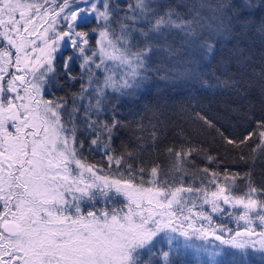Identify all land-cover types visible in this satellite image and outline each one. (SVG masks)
Listing matches in <instances>:
<instances>
[{
    "label": "snow or ice",
    "instance_id": "snow-or-ice-1",
    "mask_svg": "<svg viewBox=\"0 0 264 264\" xmlns=\"http://www.w3.org/2000/svg\"><path fill=\"white\" fill-rule=\"evenodd\" d=\"M242 7H253L251 0ZM215 11L225 30V16L229 25L241 22L240 6L231 2ZM202 21L198 10L186 17L178 6L157 0H129L124 7L115 0H0V264H172L178 236L193 248V238L206 240L209 234L219 245L198 246L196 252L213 264H243L249 248L264 253V189L253 185L251 173L204 167L198 175L190 171L195 147H167L166 169L157 162L150 168L129 163L139 159L143 143L139 153L125 148L116 155L112 148L117 131L127 126L112 101L134 95L150 73L161 71L153 65L157 52L169 59L193 47L213 53V44L198 31ZM172 35L180 36L178 46L169 42ZM66 47L71 54L63 60L62 75L69 87L79 80L80 89L46 99L58 79L57 53ZM233 54L240 64L242 51ZM77 60L80 71L73 75ZM217 81L226 88L239 84ZM151 127L154 148L159 137L156 124ZM139 130L144 131L142 123ZM256 136L254 153L264 150V119L241 143ZM85 144L90 152H103L107 171L88 162ZM237 181H245L241 195L235 194ZM212 214L247 226L239 231L214 226Z\"/></svg>",
    "mask_w": 264,
    "mask_h": 264
},
{
    "label": "trees",
    "instance_id": "trees-1",
    "mask_svg": "<svg viewBox=\"0 0 264 264\" xmlns=\"http://www.w3.org/2000/svg\"><path fill=\"white\" fill-rule=\"evenodd\" d=\"M115 2L124 7L129 0ZM228 2L240 6L241 22L233 19L229 25L225 16V30L221 28L220 20L214 17L221 16L215 8L220 3ZM157 3L178 6V11L186 17L190 9L200 11L204 27L198 31L201 32L202 39L213 44L214 50L213 53L204 55L200 49L193 47L185 51L182 57L169 59L163 52H157L153 56V65L159 66L161 71L150 73L151 78L134 95L122 96L118 101H112L118 105L116 116L127 125L121 127L113 139L115 154L120 155L125 148L129 151L135 149L139 153L138 144L143 143L146 146L139 159L131 158L129 163L137 167L144 164L150 168L153 162H157L166 169L167 147H195L198 151L191 157L190 171L204 175L199 169L207 167L210 171L221 174L225 171L241 175L251 173L253 185L264 189V150L253 152V148L260 143V138L256 136L241 143L249 132L256 129L257 121L264 119V76L261 75L264 72V30L261 27L264 24V0H251V8L242 7L244 0H157ZM200 3L205 7L200 8ZM168 39L177 46L181 43L179 35L169 36ZM92 42L90 43L94 45ZM237 49L243 53L240 64H237L233 54ZM70 54L71 50L64 49L63 54L57 58ZM57 69L58 79L51 86L56 94L46 99L53 96L69 97L80 89L79 80L72 82L69 87L66 77L62 75L63 67L57 66ZM79 71L77 60L72 66V74L77 75ZM165 75L167 78H161ZM217 77L220 80L231 78L239 81L238 87L217 86ZM111 115V112L107 113L108 118ZM201 116L212 126L205 123V119H200ZM141 123L144 131L139 130ZM152 124H156L159 137L154 148L149 135ZM140 136L144 137L143 141L137 140ZM226 138L234 143L229 144ZM83 152L89 163L107 171L108 161L103 152H90L87 144ZM208 156L215 157V162L209 163ZM112 167L115 169L116 166L113 164ZM237 184L239 187L235 194L241 195L247 190L245 181H237ZM196 186H199L198 180ZM117 199L120 203L123 202V197ZM104 206L103 203L97 204V207ZM87 210L86 207L85 211ZM212 215L214 226L217 227L223 224L239 231L247 226L243 221L237 223L227 215ZM253 227L257 232L261 230L258 221L253 222ZM224 235L225 239L229 238L228 233ZM172 246L177 249L170 256L172 264H213L212 261L205 263L203 258L199 260L198 257L187 254L184 248H176L174 244ZM162 247L165 251L169 249L165 243ZM220 259L218 257L217 261ZM241 259L243 264H264V253H248Z\"/></svg>",
    "mask_w": 264,
    "mask_h": 264
},
{
    "label": "rangeland",
    "instance_id": "rangeland-1",
    "mask_svg": "<svg viewBox=\"0 0 264 264\" xmlns=\"http://www.w3.org/2000/svg\"><path fill=\"white\" fill-rule=\"evenodd\" d=\"M96 38H97V37L94 35V37L91 38V40H90V42L93 41L92 43H94V45H95ZM90 44H91V43H90ZM64 49L71 50L70 47L63 48V50H64ZM63 50H62V51H63ZM59 55H60V54L57 53V57H58ZM65 58H66V57H61V56H60L59 58H57V59H56V64H57V66H59V67L62 68V67H63V60H64ZM47 93H48V92H47ZM45 98H46V96H45ZM224 236H226V235H224ZM227 239H228V238H227ZM253 239H257V237H253ZM191 243L194 245L193 248H186V247H184V246H183V245H184V238L178 236V237H177V241H175L173 244L175 245L176 248H177V245H179L178 248H184V249L186 250V253H187V254L194 255V256L198 257L199 260H200V258H203V260H206L205 263L210 261L209 258H208V256H207L203 251L197 253V252H196V247H198V246H204V247H206V248L212 250L213 245H219V243H218V242H215V241H209V240H207V239H206V240H198V239H196V238H193L192 241H191ZM165 244H167V243L165 242ZM167 245H168V244H167ZM172 247H173V246H172ZM221 247H226V246H221ZM257 247H258V246H257ZM230 251H235V250H230ZM248 253H252V254H260V253H262V252L257 251V250L252 249V248H249V249H247V254H248ZM210 262H211V261H210Z\"/></svg>",
    "mask_w": 264,
    "mask_h": 264
},
{
    "label": "water",
    "instance_id": "water-1",
    "mask_svg": "<svg viewBox=\"0 0 264 264\" xmlns=\"http://www.w3.org/2000/svg\"><path fill=\"white\" fill-rule=\"evenodd\" d=\"M207 240H209V241H215V242L220 243V242L217 241V240L215 239V237H214L213 235H211V234L208 235Z\"/></svg>",
    "mask_w": 264,
    "mask_h": 264
},
{
    "label": "flooded vegetation",
    "instance_id": "flooded-vegetation-1",
    "mask_svg": "<svg viewBox=\"0 0 264 264\" xmlns=\"http://www.w3.org/2000/svg\"><path fill=\"white\" fill-rule=\"evenodd\" d=\"M54 93L56 94L55 89H54V88H51V91H49L48 93H46L45 96H46V97H49L50 95L52 96ZM51 96H50V97H51Z\"/></svg>",
    "mask_w": 264,
    "mask_h": 264
}]
</instances>
